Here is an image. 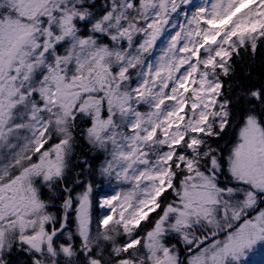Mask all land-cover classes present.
I'll use <instances>...</instances> for the list:
<instances>
[{
    "label": "snow or ice",
    "instance_id": "1",
    "mask_svg": "<svg viewBox=\"0 0 264 264\" xmlns=\"http://www.w3.org/2000/svg\"><path fill=\"white\" fill-rule=\"evenodd\" d=\"M261 50L264 0H0V264H264Z\"/></svg>",
    "mask_w": 264,
    "mask_h": 264
},
{
    "label": "trees",
    "instance_id": "2",
    "mask_svg": "<svg viewBox=\"0 0 264 264\" xmlns=\"http://www.w3.org/2000/svg\"><path fill=\"white\" fill-rule=\"evenodd\" d=\"M262 61H264V50H261V52L257 54L256 66L258 71L260 70ZM96 212H99V209H94V215Z\"/></svg>",
    "mask_w": 264,
    "mask_h": 264
},
{
    "label": "rangeland",
    "instance_id": "3",
    "mask_svg": "<svg viewBox=\"0 0 264 264\" xmlns=\"http://www.w3.org/2000/svg\"><path fill=\"white\" fill-rule=\"evenodd\" d=\"M202 2H203V0H194V3H197V4L202 3ZM157 51H159V49H157ZM106 190L111 191V188H108Z\"/></svg>",
    "mask_w": 264,
    "mask_h": 264
}]
</instances>
